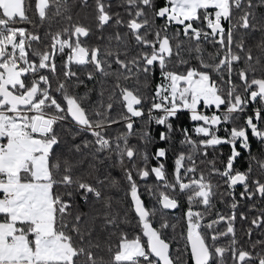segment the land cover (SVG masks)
<instances>
[{
	"label": "snow or ice",
	"instance_id": "obj_1",
	"mask_svg": "<svg viewBox=\"0 0 264 264\" xmlns=\"http://www.w3.org/2000/svg\"><path fill=\"white\" fill-rule=\"evenodd\" d=\"M78 3L92 7L101 43L86 42L93 28L69 0H35L38 21L31 0H0V264H264V239L252 240L264 209L239 213L248 247L236 238L240 200H264L249 136L264 144V0ZM73 66L92 82L83 95ZM182 113L191 128L176 123ZM177 134L185 150L169 179L168 148H147ZM222 145L218 168L207 158ZM243 153L246 171L235 167ZM217 196L231 198L229 214L212 215Z\"/></svg>",
	"mask_w": 264,
	"mask_h": 264
},
{
	"label": "trees",
	"instance_id": "obj_2",
	"mask_svg": "<svg viewBox=\"0 0 264 264\" xmlns=\"http://www.w3.org/2000/svg\"><path fill=\"white\" fill-rule=\"evenodd\" d=\"M69 3L73 5L72 6V14L74 16V19H79L80 22L92 26L91 25V22L93 21L92 20V15H93L92 7L82 9L79 6L78 0L75 3H73V0H69ZM160 3L162 5L163 0H160ZM31 4H32V7L29 10L28 15L30 17H32L33 19H36L38 21V16L36 14L35 7H34V0H31ZM89 4L92 5L93 4V0H89ZM117 10H119V9L113 8V11H117ZM52 11H54V9H52ZM162 23H163L162 20H157V24H162ZM58 26L59 25H54V28L58 27ZM27 27H31V26H27ZM225 27H227V24H225ZM92 28H93V33H92V35L90 37H88L86 39V42L88 44L101 43V41H99L97 39V37L100 35V33L95 29V27L92 26ZM110 31H111L110 28H106L105 29V33L110 32ZM205 48H206V50L208 52L213 51V49H212V47L210 45H205ZM61 63H62V58L58 57L57 58V64L60 65ZM192 65L193 66H197V61L196 60H192ZM73 70L80 72L81 73V79L86 81V86L82 85V86H80L77 89V91L81 95H83L85 92L88 91L89 88L92 87V82H88L87 81L86 76L83 74L84 71H85L83 68H79L77 66H73ZM157 82H159V73L158 72L156 74V77L152 81V88L155 87V84ZM91 98H92V100H95L97 98L96 94L92 93L91 94ZM256 107H261V105H259V103L250 104L248 106L247 110H246V113L240 117L239 123H243V120H244L245 116L252 115L253 114V109L256 108ZM206 111H207V114H211V112L209 110H206ZM142 123H143V121H138L136 127L139 128ZM176 123L181 124V126H186V127L191 128V124L188 122L187 113H182L181 117H180V120L177 121ZM259 126L261 128H264V122H261ZM153 127L155 128L156 126H153ZM227 127L230 128L231 125H227ZM160 130H163V129H157L156 131H153V135L156 137L157 141H159V137L157 135V132L160 131ZM219 134L222 135V136L225 134L224 130H223V127L221 128V131H220ZM249 136H250V140H251V143H252V155L257 156L260 159H264V144H261V142H259L255 138L251 137V133L250 132H249ZM180 139H181V137L179 136V134H177L174 137V139H173V141L171 143H157L156 145H149L148 148H147V151L149 153H154L156 147H166V148H168V157L164 161V163H165V166H166V170L169 173V179H171V173H172L173 168H174V159H175L176 154L178 152L182 151V150H185L184 147L179 143ZM132 142L133 143L136 142L135 138L133 139ZM230 151L231 150H230V147L228 145L219 146L215 151L210 149L209 150V156H208L207 159L208 160L215 159L216 160V167L223 168V164L221 163V161L226 160L227 156L230 155ZM220 153H223V155H220ZM156 163L157 162L154 159H150V164L151 165L155 166ZM248 165H249L248 154L247 153H243L242 154V158H240L237 161L235 167L238 170H240V171H246L247 168H248ZM253 168H254V171H253V174H252L253 178H257V177L264 178V174H261L259 172V170L255 167V163L254 162H253ZM201 169H203L205 171L208 170L207 161H205L204 164H201ZM115 175H117V178H119V172L118 171L115 173ZM138 182L141 185V191H143L144 187H145V182H142V181H138ZM146 183H148V184L155 183V178L154 177H150L149 180ZM213 183L222 184L223 181H222V179L220 177L217 176V177L213 178ZM219 191L223 192V191H225V188L221 187L219 189ZM241 191H243V187L238 185L235 188V194H236L237 200H240L239 193ZM121 195H123V193H121ZM143 199H145L146 203L150 207L154 204L153 198L149 197L147 194L144 195ZM180 202H181V208L177 209L174 213H167L168 218L170 219V222L173 223V224L177 223L176 218H178L182 214L184 208H186V206H187L183 196L180 197ZM230 203H231V198L230 197L225 196L223 198V202L221 201V198L219 196L215 197L213 199L214 210H213L212 215L215 216V212L217 210L222 212V213H224V214H226V215L229 214L230 210L227 209V206ZM253 203L256 204L257 209H264V200H260L259 198H257L254 201L240 200V206H239L238 211H237V221H236L237 232H236V238L240 241V245H242V246H244L246 248L248 247V237L245 234L244 230L249 225H248V223L246 221H241L239 219V213L240 212H244L245 214L248 215L249 219H251V217L256 214V212L249 211L250 206ZM226 204H228V205H226ZM156 226L158 227L159 225L156 224ZM221 228H223V225H221ZM167 231H168L169 234H171V232H172L171 229H169ZM179 231H181V226L180 225H178L177 228H176V232H179ZM132 234H135V233L133 232ZM256 239H264V236L261 235V230H258V229L254 230V233H253V236H252V240H256ZM228 240H230V237L228 238ZM220 243L227 244L226 240H225V237L221 239ZM257 250H259V249H257ZM189 264H191V261H189Z\"/></svg>",
	"mask_w": 264,
	"mask_h": 264
},
{
	"label": "flooded vegetation",
	"instance_id": "obj_3",
	"mask_svg": "<svg viewBox=\"0 0 264 264\" xmlns=\"http://www.w3.org/2000/svg\"><path fill=\"white\" fill-rule=\"evenodd\" d=\"M226 205H228V204H226ZM227 209H228V210H230L228 206H227ZM175 211H176V210H175ZM175 211L168 212V213H174ZM228 238H229V237H225L226 243H228V242H229Z\"/></svg>",
	"mask_w": 264,
	"mask_h": 264
},
{
	"label": "rangeland",
	"instance_id": "obj_4",
	"mask_svg": "<svg viewBox=\"0 0 264 264\" xmlns=\"http://www.w3.org/2000/svg\"><path fill=\"white\" fill-rule=\"evenodd\" d=\"M91 25H92L93 27H95L93 21L91 22ZM153 177H154V176H153Z\"/></svg>",
	"mask_w": 264,
	"mask_h": 264
},
{
	"label": "crops",
	"instance_id": "obj_5",
	"mask_svg": "<svg viewBox=\"0 0 264 264\" xmlns=\"http://www.w3.org/2000/svg\"><path fill=\"white\" fill-rule=\"evenodd\" d=\"M34 7H35V0H34Z\"/></svg>",
	"mask_w": 264,
	"mask_h": 264
}]
</instances>
